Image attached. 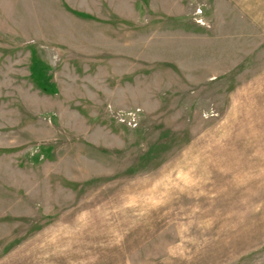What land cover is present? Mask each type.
Listing matches in <instances>:
<instances>
[{"label":"rangeland","instance_id":"1","mask_svg":"<svg viewBox=\"0 0 264 264\" xmlns=\"http://www.w3.org/2000/svg\"><path fill=\"white\" fill-rule=\"evenodd\" d=\"M0 264H264V0H0Z\"/></svg>","mask_w":264,"mask_h":264},{"label":"built area","instance_id":"2","mask_svg":"<svg viewBox=\"0 0 264 264\" xmlns=\"http://www.w3.org/2000/svg\"><path fill=\"white\" fill-rule=\"evenodd\" d=\"M124 115L123 114H120L119 117H123Z\"/></svg>","mask_w":264,"mask_h":264}]
</instances>
